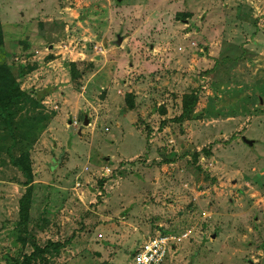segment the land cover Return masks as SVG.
I'll list each match as a JSON object with an SVG mask.
<instances>
[{
    "label": "rangeland",
    "instance_id": "rangeland-1",
    "mask_svg": "<svg viewBox=\"0 0 264 264\" xmlns=\"http://www.w3.org/2000/svg\"><path fill=\"white\" fill-rule=\"evenodd\" d=\"M0 20L24 92L0 117V264H134L158 232L164 264H264V0H0Z\"/></svg>",
    "mask_w": 264,
    "mask_h": 264
},
{
    "label": "trees",
    "instance_id": "trees-1",
    "mask_svg": "<svg viewBox=\"0 0 264 264\" xmlns=\"http://www.w3.org/2000/svg\"><path fill=\"white\" fill-rule=\"evenodd\" d=\"M0 46L3 47L1 20H0ZM23 74L24 73L20 74L19 77L23 78L24 77ZM22 97H24V92L20 90V83H18V78L15 77L14 72L5 65L0 66V117L6 118V115L4 114L7 110L10 111L8 107L14 105ZM11 116L13 115L10 112L7 117H11ZM28 192H29V196H27L26 201L23 204L26 206L24 210L21 206V221L23 223H27L29 219L28 210L30 206H27V205H29L30 203V196L32 195V191L29 190ZM27 207H28V210L26 209ZM48 249H49V246H47L45 249L36 248L35 251L31 255L25 258L24 264H32V262L37 257L38 253L43 254Z\"/></svg>",
    "mask_w": 264,
    "mask_h": 264
},
{
    "label": "built area",
    "instance_id": "built-area-1",
    "mask_svg": "<svg viewBox=\"0 0 264 264\" xmlns=\"http://www.w3.org/2000/svg\"><path fill=\"white\" fill-rule=\"evenodd\" d=\"M171 250L170 237L163 232H158L155 237L139 246L133 255V262L134 264H164Z\"/></svg>",
    "mask_w": 264,
    "mask_h": 264
},
{
    "label": "water",
    "instance_id": "water-1",
    "mask_svg": "<svg viewBox=\"0 0 264 264\" xmlns=\"http://www.w3.org/2000/svg\"><path fill=\"white\" fill-rule=\"evenodd\" d=\"M85 125H88V121L86 120V122H85ZM246 143L248 144V145H250L251 147L254 145V142H252V141H246Z\"/></svg>",
    "mask_w": 264,
    "mask_h": 264
},
{
    "label": "crops",
    "instance_id": "crops-1",
    "mask_svg": "<svg viewBox=\"0 0 264 264\" xmlns=\"http://www.w3.org/2000/svg\"><path fill=\"white\" fill-rule=\"evenodd\" d=\"M87 121H88V125H89V120L87 119ZM84 125H85V123H84ZM88 125H85V126H88ZM252 142H253V141H252ZM249 146H250V145H249ZM253 146H254V145H253ZM253 146H252V147H253ZM139 246H140V245H139ZM139 246H138V248H139ZM138 248H137V249H138ZM171 251H172V250H171ZM134 254H135V253H134ZM134 254H133V255H134ZM133 255H132V258H131L132 261H133Z\"/></svg>",
    "mask_w": 264,
    "mask_h": 264
}]
</instances>
